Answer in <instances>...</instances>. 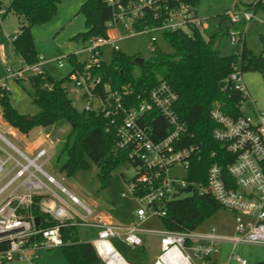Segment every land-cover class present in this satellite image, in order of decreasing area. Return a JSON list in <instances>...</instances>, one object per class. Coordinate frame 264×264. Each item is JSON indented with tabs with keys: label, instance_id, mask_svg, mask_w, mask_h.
Segmentation results:
<instances>
[{
	"label": "built area",
	"instance_id": "built-area-1",
	"mask_svg": "<svg viewBox=\"0 0 264 264\" xmlns=\"http://www.w3.org/2000/svg\"><path fill=\"white\" fill-rule=\"evenodd\" d=\"M161 1L136 0L124 7L119 0H106L112 16L107 25L114 29L117 25L123 26L124 23L131 22L134 30L135 19L141 17L145 10H159ZM5 9L6 0H0L2 16ZM163 9L164 21L159 26L144 28L142 31L182 30L187 34L189 27L200 30V21L188 8L181 6L178 9H168L164 6ZM253 16L251 12L232 9L225 13L231 24L240 19L248 22ZM124 28L126 29L125 26ZM234 31H228L231 45L241 40L240 34L236 38ZM121 39L122 36L118 34L117 38L109 41L104 38L89 40L83 50L89 54L83 61L85 68L98 65L101 60V54L97 51L99 47L108 45L113 51H118L116 45ZM150 50L153 51V44ZM57 65L62 67L61 62ZM42 70L40 60L33 65L18 60L16 68H7L6 75L0 76V90L10 92L8 80L20 81L25 74L36 75ZM71 78L77 87L83 89L84 97L99 100L97 111L115 128L116 148L128 151L127 164L136 175L128 186L138 205L135 211L138 224H144L154 217L159 220L166 218L165 204L179 199L182 193H205L215 199L224 211L233 215L234 232L226 241L234 247H264V115L257 110H252L251 117L242 113L243 109L250 107V98L239 71L235 70L229 76V82L233 90L243 97L239 104L241 116L234 118L225 115L216 105L209 112L210 119L215 124L211 137L221 145L225 156L231 157V162L227 164L225 173L216 161L212 162L205 172L203 185L187 179L191 163L200 161L201 150L198 145H186L187 129L174 111L177 96L167 84L160 82L149 92L147 101L126 107L124 98L111 92L108 84L103 85L104 96L97 95L95 91L101 80L91 76L88 71ZM152 112L157 113L167 125L162 136L158 125L154 124L152 129L149 124ZM210 158L215 159L217 156L211 152ZM49 160L46 149L39 148L34 154L26 155L0 135V264L12 259L23 261L35 258L40 249L49 251L61 247L63 242L59 226L67 221L77 227L83 225L97 230L90 244L103 264H131L120 257L110 242L118 237L128 246L141 247L142 242L137 237L135 228L119 227L101 220L95 223L87 221L91 216L89 209L79 204L82 210L80 214L57 194L56 190L76 202L43 170ZM175 165H181L186 171V177L180 181L167 176L169 169ZM194 186L197 190H194ZM188 187L190 192L185 191ZM36 199L39 212L56 225L50 228L35 227V217L29 211ZM213 233V229L205 233L164 229L157 234L158 255L153 260L140 264H211L212 254L218 252L217 244L225 240ZM35 237L40 238L39 242H30ZM231 260L234 264H246L245 259L236 255H231Z\"/></svg>",
	"mask_w": 264,
	"mask_h": 264
},
{
	"label": "trees",
	"instance_id": "trees-1",
	"mask_svg": "<svg viewBox=\"0 0 264 264\" xmlns=\"http://www.w3.org/2000/svg\"><path fill=\"white\" fill-rule=\"evenodd\" d=\"M136 0H119L128 6ZM59 0H6V9L3 17L13 13L19 28L8 41L0 32V47L9 44L13 58L24 64L33 65L38 62V54L30 33L35 25L49 22L56 14ZM198 0H162L161 8L157 11L145 10L143 15L134 21V31L159 26L165 19L164 9H178L181 6L188 8L194 17ZM246 7L247 12L255 15L264 12V0H253ZM232 10H239V3L235 0ZM84 18L85 32L74 39L88 42L94 38H104L111 21V10L106 0H85L79 8ZM156 14V17H155ZM224 19L227 20L225 14ZM245 25V21L231 24L228 21L226 31H238ZM164 41L172 48L167 54L153 49L151 56L140 65L134 62L136 57H129L119 51L111 52L110 62L103 63L89 69L85 62L77 61L75 55L66 56L72 65V71L65 78L73 75H82L89 72L93 77H99L100 85L95 93L103 97V85L108 84L111 92H116L124 98L126 107L138 105L148 100L149 92L160 82L167 84L176 94L177 100L174 111L187 129L186 145H198L201 158L197 163H191L187 179L198 185L205 183V172L212 162H217L223 173L231 162V157L225 156L221 145L213 141L211 132L215 127L209 112L216 105L219 110L228 116L239 117V104L243 101L242 95L233 90L229 76L235 71L241 74L248 72L262 73L264 69V35L260 36V53L254 55L244 44L241 36V48L236 54L223 56L215 47V35L204 37L196 28L189 27L188 33L182 30L162 31ZM32 92V103L37 112L32 120H25V116L9 103L10 92L0 90V116L19 134L26 136L33 127L50 129L66 126L67 132L62 137L57 151V158H63L59 172H74L82 168V158H88L98 169V179L101 188L106 184L108 174L114 167L127 163V150L116 148L115 128L99 111H77L67 98L63 81L53 80L42 70L41 73L27 77ZM19 82V81H18ZM223 83V88L219 84ZM127 95H124L126 94ZM125 96V97H124ZM149 124L161 128L160 136L164 134L165 121L152 112L149 115ZM214 152L217 158H210ZM214 160V161H213ZM136 176V175H135ZM135 176L126 183L130 184ZM166 218L160 222L165 230L178 231L185 229L195 231L197 227L215 212L223 208L208 194L193 193L185 198L172 200L165 204ZM30 214L39 218L41 228H50L56 225L49 217L41 214L38 209V200L30 209ZM77 226L71 222L59 226V235L63 245L59 247L68 264H103L97 257L90 243L81 245L78 241ZM40 238H31L30 242H39ZM2 262L1 264H5ZM256 264H264V260Z\"/></svg>",
	"mask_w": 264,
	"mask_h": 264
},
{
	"label": "rangeland",
	"instance_id": "rangeland-1",
	"mask_svg": "<svg viewBox=\"0 0 264 264\" xmlns=\"http://www.w3.org/2000/svg\"><path fill=\"white\" fill-rule=\"evenodd\" d=\"M84 1L59 0L55 16L49 22L35 25L30 29L43 70L53 80L63 81L62 86L66 90L67 98L79 112L87 108L97 111L100 106L98 99L84 97L83 89L75 85L73 78L65 79L72 71V65L65 59L66 56L75 55L77 61H85L89 55L87 52H83L87 47V42L74 39L77 35L85 32L84 18L79 13V8ZM252 1L237 0L239 10L246 11L245 6ZM234 5L235 0H198L196 7V16L201 24L200 31L204 37L216 36L215 47L219 49L223 56L236 54L241 48L239 41L235 45L230 44L226 31L228 20L223 17L226 11L232 9ZM107 26L108 29L104 39L106 41L113 40L120 34L122 39L117 42L116 46L117 50L125 56L146 60L151 56V44H153V49L157 51L167 54L172 53V48L164 41L161 30L135 32L132 29L131 22H126L123 26L117 25L114 29L109 25ZM18 28V19L13 13H9L5 17L0 14V32L7 40L15 35ZM234 33L236 38H238V33L242 34L245 47L254 55H258L261 50L259 38L264 35V12H257L250 21L245 22V25L238 31L235 30ZM97 51L101 54V61L108 64L112 48L105 45L99 47ZM58 62L62 63V67H58ZM17 66L18 62L13 58L9 44L0 47V76L6 75L7 68H16ZM27 77L28 75L25 74L19 82L8 80L9 103L18 114L32 117L37 112V108L32 103V92ZM242 82L250 98V107L243 109L242 113L247 117H251L252 110H257L264 115V69L262 73H243ZM8 128V124L0 116V135L21 152L31 155L24 150L18 138L14 136L17 133H9ZM66 132V126L50 129L33 127L26 135V139H22V143H27L34 152L39 148L48 151L50 160L43 167V170L78 202H72L67 196L56 190L57 194L69 206L80 214H82L80 205L91 211V216L87 221L95 223L102 219L115 226L135 228L136 235L142 242L141 247L128 246L118 237L110 242L125 262L131 264L149 262L159 252L157 234L162 232L164 228L160 220L155 217L148 219L144 224L137 223L135 211L138 209V205L126 183L135 176L133 168L127 163L116 165L108 174L103 188H101L98 179L97 167L86 157L82 158V168L74 172L63 171L60 173L59 168L64 160L63 158H57V151ZM167 176L169 179L180 181L186 177V171L181 165H175L169 169ZM42 181L46 183L44 179ZM102 193H104L107 200L102 198ZM179 196L185 198L189 195L182 193ZM233 228V215L227 211L219 210L202 222L195 230L196 233H205L213 229V235L225 239L217 244L218 252L212 254L211 264L213 262L215 264H234L231 255L243 257L248 264L263 261L264 247L242 245L234 247L226 241L233 234ZM76 232L79 243L84 245L91 242L96 230L82 225L76 228ZM190 254L194 259L193 254L191 252ZM194 261L197 262L195 259ZM5 264L68 263L61 250L57 248L49 251L40 249L37 250L35 258H28L23 261L12 259Z\"/></svg>",
	"mask_w": 264,
	"mask_h": 264
},
{
	"label": "crops",
	"instance_id": "crops-1",
	"mask_svg": "<svg viewBox=\"0 0 264 264\" xmlns=\"http://www.w3.org/2000/svg\"><path fill=\"white\" fill-rule=\"evenodd\" d=\"M17 60V62H18V59H16ZM9 126V125H8ZM8 132L9 133H12V134H14L13 132H16L17 133V135H15L14 134V136L16 137V138H18V141H19V143H20V145L24 148V150L28 153V154H33L34 153V151H32V149H31V147L27 144V143H22L23 141H22V139H26V136H23V135H21V134H19L16 130H14V129H12L11 127H9L8 128ZM41 142V141H40ZM39 142V143H40ZM68 193V192H67ZM69 194V193H68ZM69 196L70 197H72L73 199H75L71 194H69ZM76 200V199H75ZM77 202V201H76ZM99 220H101V221H103V222H105L104 220H102V219H99ZM105 223H108V222H105ZM91 229H94V228H91ZM94 230H96V229H94ZM233 231H234V228H233ZM96 232H97V230H96ZM95 235H96V233H95ZM233 235V234H232ZM232 235H230L229 237H231ZM219 237H221V236H219ZM93 238H95V236H93ZM92 238V239H93ZM92 239H91V241H92ZM91 243V242H90ZM158 250H159V247H158ZM158 255V254H157ZM156 255V256H157ZM155 256V257H156ZM154 257V258H155ZM153 258V259H154ZM241 258H243V257H241ZM152 259V260H153ZM244 259V258H243ZM151 261V260H150ZM245 261H246V264H248V262H247V260L245 259ZM143 263H145V262H143ZM212 264H215L214 262L212 263ZM256 264V263H255Z\"/></svg>",
	"mask_w": 264,
	"mask_h": 264
},
{
	"label": "water",
	"instance_id": "water-1",
	"mask_svg": "<svg viewBox=\"0 0 264 264\" xmlns=\"http://www.w3.org/2000/svg\"><path fill=\"white\" fill-rule=\"evenodd\" d=\"M134 62H135L137 65H140L141 62H142V59H141V58H135V59H134ZM223 86H224L223 83H220V84H219V88H220V89H222ZM24 119L27 120V121H30V120H32V117H25ZM194 190H197V187H196V186H194ZM185 191H186V192H190V188L188 187ZM102 198H103L104 200H107V198H106V196L104 195V193H102ZM34 225H35V227H40V220H39V218H35V219H34Z\"/></svg>",
	"mask_w": 264,
	"mask_h": 264
}]
</instances>
